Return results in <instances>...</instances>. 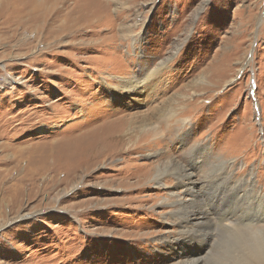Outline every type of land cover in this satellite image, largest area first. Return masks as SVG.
I'll return each mask as SVG.
<instances>
[{"label": "rangeland", "instance_id": "rangeland-1", "mask_svg": "<svg viewBox=\"0 0 264 264\" xmlns=\"http://www.w3.org/2000/svg\"><path fill=\"white\" fill-rule=\"evenodd\" d=\"M21 1L14 16L0 0V264H216L214 250L226 264L216 226L181 252L174 203L196 206L185 168L214 220L264 226V0H50L39 16L42 0ZM132 77L140 90L121 96ZM123 117L131 142L65 181L70 139ZM153 128L163 140L126 153ZM224 164L235 173L221 178ZM251 172L259 196L239 183Z\"/></svg>", "mask_w": 264, "mask_h": 264}, {"label": "bare ground", "instance_id": "bare-ground-1", "mask_svg": "<svg viewBox=\"0 0 264 264\" xmlns=\"http://www.w3.org/2000/svg\"><path fill=\"white\" fill-rule=\"evenodd\" d=\"M7 1L10 3V5L8 7H11V9L9 11L12 12L14 16L20 14L21 12H23L25 10V8L20 7L21 6L20 3H22L21 0H7ZM27 1L32 3V0H27ZM24 5H26V2L24 3ZM54 6H55V2L51 3L50 0H42V4L39 7H36L37 9L34 10L35 16H37V15L39 16L42 14L43 15L48 14L49 12H51L53 10ZM63 9H65V8H63ZM55 14H56V16L60 15L59 11ZM20 19H22V18H20ZM31 21H33V20H31ZM38 22L40 23V21H38ZM43 26H44V24H43ZM129 29L130 28H128V30ZM156 75H158V72L152 71V72L148 73L146 75V77L144 78V80L142 81V83L145 84V82H147L151 79H154L156 77ZM119 81H121L122 85H121V88H117L116 91L118 93H120L121 96L123 94L127 96L128 94L136 92V90L139 89L140 84L142 85V83L139 79L137 80L136 78H133V77L131 79H122ZM203 82H204V80H203ZM170 102H171V100L170 101L167 100L166 102L164 101V105L162 106V108L161 109L159 108L161 113L167 112L166 113L167 116L172 111L170 109V105H171ZM173 102H174V100H173ZM147 118L148 117H146L145 120H147ZM30 119L31 118H28L27 120H30ZM182 121L185 123L186 120L183 119ZM131 124L133 125V122L131 120L128 121V119L126 120L123 117V119H118V120L115 119L114 121H111V122H105V124H104L105 127L103 125H99V126L93 127V129H90L89 131H84V135H83V133L80 132L82 134V137H80L82 140L77 141V140H75L76 138L70 139L71 143L73 142V144H72V147L70 149V152L68 153L69 154L68 156L72 157L73 164L71 165V167H69V166L66 167L65 181L66 180L70 181V180L78 178L79 173L85 172L86 170L90 169L93 164H96L99 161H103L104 159L110 158L112 156V154H114L115 152H116V154H118V152L120 151V146L123 145L124 143H127V142L130 143L132 140L133 130L129 129V126ZM132 125L130 128H132ZM102 127H104V129ZM147 127H150V128L152 127L150 121H147L144 123V128L142 131H145ZM125 130H127L126 133H124ZM152 131H154V132L152 134H149L147 137H151V138H153V140H146L145 143H143V145H140V146L136 145L134 147H130L129 149H127L126 153L138 154L144 148H150V147H153L154 145H156L160 139L163 140L164 137H163V135H161V133L155 131L154 128L152 129ZM123 133H124V135H123ZM76 141H77V143H76ZM164 141H166V140H164ZM65 142H69V141H65ZM65 142H62V143H65ZM162 143H163V141H162ZM162 143H161V145H162ZM68 149H66V150H68ZM29 165H31V164H29ZM230 166L231 165H229V167H228V164H224V168L221 171V178H222L223 173H227L226 176H228V174H230V173H235V172H231ZM166 167H169L168 164L166 165ZM60 169L61 168H58L57 170H53V172H55L57 174V172L60 171ZM227 169H228V171H227ZM34 172H36V171H34ZM32 173H33V171H32ZM161 173H162L161 169H158L156 171L157 176L155 178V182L159 185L161 184V186H164L163 183L161 182V176H162ZM179 173L180 174L178 176V182L180 183L181 188L184 190V193H187L188 195L192 196V198H191L192 204L196 203L195 204L196 206L184 205L185 202L183 200H179L176 203H174V205L178 206V210H177L178 213L176 212V216H177L176 222H178L179 232H180L178 239H176V240L174 239V241L181 243L180 244V248L182 249L181 252L183 253L185 251V250H183V247H185V245H187L189 242H195L197 244L207 242L209 244L210 241L212 239H214V237H216V235L213 234L214 227L216 226L221 231H223V233L226 236L225 240H226V242H228L226 245V250H225L226 254H227L226 259H225L227 262L226 264H264V226L263 227H261V226L260 227H254V225L247 224L248 222H250V223L255 222L257 216H250L249 214L243 212V214L239 217V219L237 218L238 221L235 223L224 222V221H223L224 223H221L219 221L217 222L216 220H214V218L212 217L210 212L207 210L210 208H208L205 205L201 195L194 191L195 181H193L192 174L187 172L185 170V168L182 169L181 172H179ZM254 175H255V173L251 172L248 176H244V178L241 181H239V183L240 182L245 183L247 186H249V189L251 191L256 192V194L259 196L260 193L262 194L263 192L260 189L256 188L258 186V183H257V181L254 180ZM17 177H18V175H17ZM51 181H53V184L56 183V185H59V181L57 179V176L54 175V177L51 179ZM26 183H27V181H26ZM18 185H23V184H16L13 187H17ZM12 189H13L12 195H11L13 197V204L12 205H13V208L16 209L19 206L18 201H20V198H21L20 197L21 188H19V189L18 188H16V189L12 188ZM232 194H233V192H232ZM260 200L264 201V197L262 196ZM206 201H207V199H206ZM211 201H212V199H211ZM251 203H253V202H251ZM254 203L258 204L257 202H254ZM259 204H262V203H259ZM205 206L207 207V209L205 208ZM253 206H254V208L252 210H254L255 208L256 209L258 208V205L257 206L253 205ZM19 211H20V209H19ZM229 215H231V214H228L227 216H229ZM184 254H185V252H184ZM220 256H221V252L218 250H214L211 253V257H212L213 261L216 262V264H222ZM209 257H208L207 263L209 262ZM180 259H182V260L181 261L179 260L178 264H204L203 258H197V259L189 258L186 256V254L184 256L181 255Z\"/></svg>", "mask_w": 264, "mask_h": 264}]
</instances>
